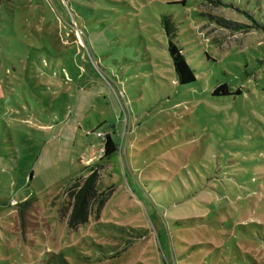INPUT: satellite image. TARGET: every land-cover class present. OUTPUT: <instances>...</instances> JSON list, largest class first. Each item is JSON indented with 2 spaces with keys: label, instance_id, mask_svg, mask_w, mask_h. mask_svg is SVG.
<instances>
[{
  "label": "rangeland",
  "instance_id": "1",
  "mask_svg": "<svg viewBox=\"0 0 264 264\" xmlns=\"http://www.w3.org/2000/svg\"><path fill=\"white\" fill-rule=\"evenodd\" d=\"M51 262L264 264V0H0V264Z\"/></svg>",
  "mask_w": 264,
  "mask_h": 264
},
{
  "label": "trees",
  "instance_id": "2",
  "mask_svg": "<svg viewBox=\"0 0 264 264\" xmlns=\"http://www.w3.org/2000/svg\"><path fill=\"white\" fill-rule=\"evenodd\" d=\"M218 20L225 24L235 25L222 19ZM163 21L169 37V54L174 64L173 68L176 74V83L187 85L195 82L197 77L193 67L187 61L182 48L174 41L177 34L175 32L176 27L172 22V19L170 17H164ZM222 88L223 86L219 87L215 91V94L219 95L218 92L221 91ZM117 150V143L111 138L110 134H107L103 144V156L101 159L110 158ZM96 177L97 175L92 173L81 182L79 180H73L72 184L69 186L71 203L70 207L65 209V211L69 212L67 226L71 230H75L76 228H79L89 222L91 209L96 202L98 203L97 209L102 208L104 204V198H99L98 200L100 193L98 192ZM51 263L54 264V262Z\"/></svg>",
  "mask_w": 264,
  "mask_h": 264
},
{
  "label": "built area",
  "instance_id": "3",
  "mask_svg": "<svg viewBox=\"0 0 264 264\" xmlns=\"http://www.w3.org/2000/svg\"><path fill=\"white\" fill-rule=\"evenodd\" d=\"M99 135H100L99 137H101V136H102V134H101V133H99ZM102 139H104V140H105V137H102Z\"/></svg>",
  "mask_w": 264,
  "mask_h": 264
}]
</instances>
